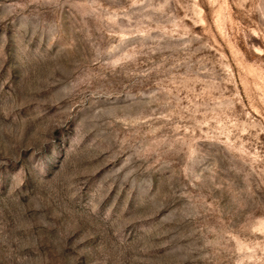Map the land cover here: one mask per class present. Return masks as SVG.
<instances>
[{"label": "rangeland", "instance_id": "obj_1", "mask_svg": "<svg viewBox=\"0 0 264 264\" xmlns=\"http://www.w3.org/2000/svg\"><path fill=\"white\" fill-rule=\"evenodd\" d=\"M0 264H264V0H0Z\"/></svg>", "mask_w": 264, "mask_h": 264}]
</instances>
